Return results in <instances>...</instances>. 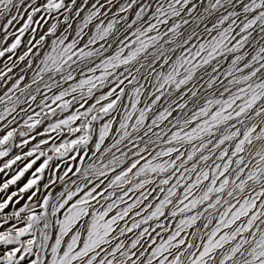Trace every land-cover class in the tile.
<instances>
[{
  "label": "snow or ice",
  "instance_id": "6c2138e0",
  "mask_svg": "<svg viewBox=\"0 0 264 264\" xmlns=\"http://www.w3.org/2000/svg\"><path fill=\"white\" fill-rule=\"evenodd\" d=\"M0 161V264H264V0H0Z\"/></svg>",
  "mask_w": 264,
  "mask_h": 264
},
{
  "label": "rangeland",
  "instance_id": "374dc122",
  "mask_svg": "<svg viewBox=\"0 0 264 264\" xmlns=\"http://www.w3.org/2000/svg\"><path fill=\"white\" fill-rule=\"evenodd\" d=\"M53 135H55V134L53 133ZM42 159H43V158H42ZM2 163H3V161H0V166H2ZM39 163H40V161L37 162V164H39ZM15 167H16V166H13L14 169H15ZM35 167H36V166H34V168H35ZM34 168H33L32 170H30L29 173L26 174V178L22 179V181L18 182L17 185H14V186H12V187L9 189V192H8L9 195L11 194L12 191H18V188L23 186V183L26 182V179H27V178H30L31 171H33ZM11 174H12V173L9 172L8 176L5 177V175H4L3 173H0V183H2L3 180L6 179V178H10ZM42 183H43V182H42ZM4 196H5V194L0 193V201H2V199L4 198ZM15 199H19V197L14 198V200H15ZM25 203H28V199H27V195H26V194H25V199H24V200H21V202H20L19 205H16V204L14 203L13 205H10L9 208L5 210V212L10 213L12 210H14V209H18L19 207L23 206V204H25ZM3 215H4L3 213H0V217H2ZM8 226H10V225H8ZM6 227H7V226H6Z\"/></svg>",
  "mask_w": 264,
  "mask_h": 264
}]
</instances>
